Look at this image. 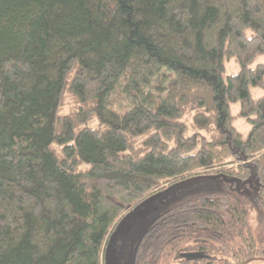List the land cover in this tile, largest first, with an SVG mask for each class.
I'll list each match as a JSON object with an SVG mask.
<instances>
[{
	"label": "trees",
	"instance_id": "trees-1",
	"mask_svg": "<svg viewBox=\"0 0 264 264\" xmlns=\"http://www.w3.org/2000/svg\"><path fill=\"white\" fill-rule=\"evenodd\" d=\"M260 55L264 0H0V264H109L183 182L128 264L264 259Z\"/></svg>",
	"mask_w": 264,
	"mask_h": 264
},
{
	"label": "rangeland",
	"instance_id": "rangeland-1",
	"mask_svg": "<svg viewBox=\"0 0 264 264\" xmlns=\"http://www.w3.org/2000/svg\"><path fill=\"white\" fill-rule=\"evenodd\" d=\"M258 63H264V55H260L256 61L251 66H255ZM226 73H234L239 70L238 65L233 59H230L226 62ZM251 92L254 97H259L264 94V88L251 87ZM239 109L238 103L232 105V112L236 115ZM234 125L238 130L247 136L250 124L242 117L236 116L234 119ZM192 187L190 183L183 182L173 188H167L165 192H158L150 196L147 201H145L138 213H135L133 210L129 211L121 220L116 228V236H112L110 243L111 251V263L113 264V259L115 256L113 252L116 251V242L121 241V250L120 255L123 256L120 258L122 264H128L130 262V246L132 242L142 233L144 228L166 207H168L172 202L180 200L187 192H191ZM254 224V220L252 219ZM246 264H264V259L256 258L248 261Z\"/></svg>",
	"mask_w": 264,
	"mask_h": 264
},
{
	"label": "water",
	"instance_id": "water-1",
	"mask_svg": "<svg viewBox=\"0 0 264 264\" xmlns=\"http://www.w3.org/2000/svg\"><path fill=\"white\" fill-rule=\"evenodd\" d=\"M109 264H112V263H109ZM113 264H117V263H113Z\"/></svg>",
	"mask_w": 264,
	"mask_h": 264
}]
</instances>
